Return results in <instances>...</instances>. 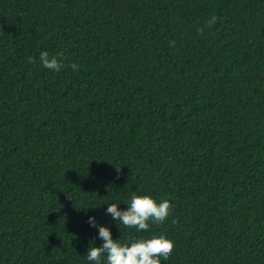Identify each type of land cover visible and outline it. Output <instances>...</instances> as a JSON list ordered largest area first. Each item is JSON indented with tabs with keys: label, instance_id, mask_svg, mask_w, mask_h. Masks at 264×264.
Segmentation results:
<instances>
[{
	"label": "trees",
	"instance_id": "obj_1",
	"mask_svg": "<svg viewBox=\"0 0 264 264\" xmlns=\"http://www.w3.org/2000/svg\"><path fill=\"white\" fill-rule=\"evenodd\" d=\"M133 194L171 214L125 227ZM90 217L264 264V0H0V264H93Z\"/></svg>",
	"mask_w": 264,
	"mask_h": 264
},
{
	"label": "clouds",
	"instance_id": "obj_2",
	"mask_svg": "<svg viewBox=\"0 0 264 264\" xmlns=\"http://www.w3.org/2000/svg\"><path fill=\"white\" fill-rule=\"evenodd\" d=\"M215 18H213L214 22ZM39 60L43 68L58 72L64 67L63 53L51 55L41 52ZM29 62H35L29 57ZM73 71L78 65H70ZM119 171V170H117ZM118 204H109L107 213L111 214L113 220L118 221L127 228H135L137 232L149 230V221L162 224L171 214L172 204L167 199L157 202L149 195L133 194L127 210H120ZM93 227H98L99 238L103 241L100 247L90 246L86 258L93 264H161L167 261L174 250V241L164 235H152L151 238H135L130 243L121 244L114 240L109 228L99 226L94 217L88 221ZM173 223H176L173 220Z\"/></svg>",
	"mask_w": 264,
	"mask_h": 264
}]
</instances>
